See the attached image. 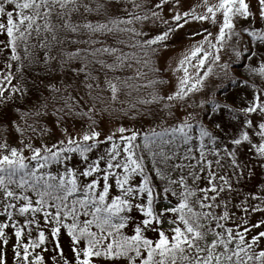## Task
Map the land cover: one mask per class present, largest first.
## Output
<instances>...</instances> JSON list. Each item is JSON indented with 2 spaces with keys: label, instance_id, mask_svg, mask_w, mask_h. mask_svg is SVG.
I'll return each instance as SVG.
<instances>
[{
  "label": "snow or ice",
  "instance_id": "obj_1",
  "mask_svg": "<svg viewBox=\"0 0 264 264\" xmlns=\"http://www.w3.org/2000/svg\"><path fill=\"white\" fill-rule=\"evenodd\" d=\"M169 6L170 20L161 16ZM183 8L184 0H0V34L6 36L0 53H10L0 73V105L26 96L23 80L13 84L11 62L23 64L21 44L24 59L32 62L29 42L35 39L45 49V65L81 60L82 67L72 70L84 73L90 91L101 84L89 64L99 65L104 73L101 90L108 91L112 101L151 87L148 98L130 101L123 111L126 117L134 113L140 120L158 121L148 129L121 125L104 134L90 115L94 108L74 113L72 98L49 86L51 104L45 98L34 110L20 114L24 126L12 120L0 130V264H8L9 232L13 264H264V230H259L264 219L251 227L247 222L235 229L226 226L235 216L229 208L232 194H240L232 177L239 180L247 167L238 159L240 149L246 147L264 167V0H200ZM193 21L210 23L216 31L194 34L203 35V40L171 69L183 73L171 93L157 87L165 83L162 79L139 83L146 73L133 69L127 54L98 39L128 34L137 38L133 47L155 53L173 32ZM157 23L165 30L150 36L145 28ZM233 40L229 61L222 63L221 53ZM65 44L87 47L66 52ZM57 48L60 54L52 55ZM101 56L111 57V63ZM210 56L225 81L250 90L239 106L218 95L188 103L205 87L212 68L202 74L200 69ZM242 58L249 63L242 65L245 74L237 76L232 65ZM125 70L134 74L122 78L119 73ZM152 71L160 73L158 68ZM60 100L62 106L55 107ZM50 106L57 126L61 114L87 117L91 123L75 134L64 127L62 138L51 146H35L31 136L26 142V134L36 133L34 124ZM225 115L227 125L210 128L206 123ZM47 131L42 129L41 135ZM14 134L20 137L16 146ZM232 207L246 215L264 213V187ZM65 235L67 254L61 244Z\"/></svg>",
  "mask_w": 264,
  "mask_h": 264
},
{
  "label": "trees",
  "instance_id": "obj_2",
  "mask_svg": "<svg viewBox=\"0 0 264 264\" xmlns=\"http://www.w3.org/2000/svg\"><path fill=\"white\" fill-rule=\"evenodd\" d=\"M139 29V25L136 26ZM75 38V37H73ZM86 36H82L81 39H86ZM98 39L101 40L103 46H114L119 51L127 54L128 57L131 58V61L133 62V69L140 68L142 72L146 73V76L139 81L141 84H147L149 80H160L163 79L162 72L160 70V73L157 74L152 71L155 67V54L162 48L163 44L159 46L157 51L155 53H152L147 50H142L140 47H133L132 45L136 44L137 38H133L129 36L128 34H119V35H112L108 37H99ZM143 39V38H139ZM6 40V36L4 34H0V41ZM123 41L124 43L121 44L118 41ZM30 48H29V55L33 57L32 62H29L27 59H24L25 53H24V45L21 44L18 53L22 57L23 64L20 62H11L14 67L12 71L15 73L16 79L13 80V84H16L20 80H23L24 84L27 88L26 96L23 98H17V100L14 103H9L7 106L0 105V130L6 129L9 125V122L12 120H18L21 126H24V120L19 119L20 114L23 112H27L29 110H34V106L39 105L42 103L45 98L49 99V102L51 104V98H50V92H49V86H55L57 88H61L62 92L61 95L63 97H71L72 99L69 101L70 105L73 106V112L75 113L76 110H79L81 112H87L88 109L94 108V112L90 113L92 116V120H94L97 124V131H101V128L99 127V119L100 117L106 116L107 112L109 113V116L112 115V118L114 120L120 121L122 120V116H118V113L120 115H124L120 112V110H125L129 106V102L133 101L136 98H141L140 94H144L145 96L143 98H148L149 92H142L146 91V88H141L138 92H134L132 96H125L120 95L119 99L116 101L111 100V95L109 97H104L102 93H100V88H94L91 91L85 86V76L84 73L77 74L72 69L73 68H80L82 67V61L81 60H73L70 62V64H65L61 66V64L58 61H51L48 65H45L43 62V53L45 49H42L37 46V41L35 39L31 40L29 42ZM97 47L101 45H96ZM85 48L87 45L80 44V45H69L65 44L63 46L64 50L66 52H74L77 48ZM60 54V48H57L55 51L52 52V55H59ZM7 55H10V53H0V73L4 72L5 68V62L7 60ZM100 58L105 59L108 63H111L112 58L107 56H101ZM91 59V58H89ZM141 61L140 64L134 63V61ZM144 60H148L147 66L143 64ZM248 60L244 58L241 63L237 65V71L235 73L240 71V75L245 74V68L242 65H247ZM19 68L20 71H16V69ZM89 69L93 70L92 75L98 77L99 81L100 78L104 79V73L102 70H100L99 65H93L89 64ZM159 69V68H158ZM133 70H125L124 72L119 73V75L123 78L125 76H131L133 75ZM111 75V73L109 74ZM2 79V77H0ZM5 87H8L10 89L11 86L4 85ZM226 86L224 89V92H222V95H225L226 92L229 91V89L236 88V86H233L232 84H229L226 82ZM159 87V85H157ZM226 88H228L226 90ZM66 89V91H64ZM216 92H219L217 90ZM134 94L136 96H134ZM220 94V93H218ZM125 97V98H124ZM109 99V100H108ZM63 104V100L57 101L55 104V107L59 108ZM123 104V106H122ZM150 107V106H149ZM125 116V115H124ZM52 119L54 121H57V116L53 114V110L50 106L48 114L43 116L38 122L34 124L37 131L36 134H40L41 130L43 128H39L40 124L42 126H45L46 123L45 120ZM150 117L146 118L149 119ZM61 120H69L74 121L82 126H84L86 129L88 127V124L91 123L87 119V117H81L80 115H71L65 117L63 114L60 116ZM130 121L128 124L130 126L127 127H134V123L141 122L139 117H136L133 113L132 116L129 117ZM214 119V118H213ZM135 121V122H134ZM28 123H33V120H29ZM41 127V126H40ZM146 129V128H144ZM148 129V128H147ZM222 132H217V135L224 136L221 134ZM16 137H19L18 134H14ZM27 136L33 137V134L31 132L26 134ZM51 146V144H48ZM242 148L240 149L238 156L241 155ZM30 155V154H29ZM78 159V157H77ZM75 162V161H74ZM73 162V163H74ZM246 181V180H245ZM236 223L232 221H228L226 226L232 227L233 229L236 228Z\"/></svg>",
  "mask_w": 264,
  "mask_h": 264
},
{
  "label": "rangeland",
  "instance_id": "obj_3",
  "mask_svg": "<svg viewBox=\"0 0 264 264\" xmlns=\"http://www.w3.org/2000/svg\"><path fill=\"white\" fill-rule=\"evenodd\" d=\"M200 0H184V8L183 10H187L189 4H198ZM212 2H215V0H212ZM197 12L203 11L202 9L197 8ZM161 16L164 19H171V8L166 7L163 12H161ZM239 27V25H238ZM204 29H208L209 31H212L215 33L216 29L213 28V26L210 23H201V22H190L189 24L185 25L182 29L179 31L173 32L168 40L165 42L166 46L163 44L162 48L155 54V67L159 68L162 72L163 79L165 83L160 84L158 88L162 89L164 93H171L176 90L177 84H178V77L182 76V72H174L171 69H174L178 66L179 60L183 59V57L189 53V50L196 44H198L201 40H203V35H194L197 32L203 33ZM165 30V26L161 23H157L156 25H148L147 28H145V31H149L150 36H155ZM245 39H248L245 37ZM235 45V40L232 41V43L228 46V50L221 53L222 55V63L229 61V58L231 56V49ZM205 49L214 53V50L209 49L208 45H204ZM260 54H264V49L260 50ZM233 60L235 58L233 57ZM244 58H242L240 61H235L232 65L231 71L235 73L237 71V65L242 62ZM258 62L257 60H254L253 63ZM249 62H247L248 64ZM207 66L203 69H200V73L202 74L204 71H207L208 67L212 68V72L209 74V76L205 80V87L192 95V99L188 101L189 104H192L193 102H199L201 99L205 98L206 96L211 95H218V98L221 101L226 100L227 103L239 106L246 95H249V91H245L240 89L239 87L231 88L228 92H226L225 95H222L221 93L224 92V89L226 86V82L223 79V72L219 66L216 64L211 63V56L209 58V61L206 62ZM189 72L193 76L196 75L195 72H193L191 66H189ZM237 76L240 75V71L235 73ZM100 84L101 88H103V82L104 79L100 78ZM219 86V88H217ZM228 88H226L227 90ZM152 89L151 87L146 88V91L142 92H150ZM219 90V92H216ZM100 93L103 94L104 97H109L110 93L108 91L100 90ZM220 93V94H218ZM134 96H136L134 94ZM141 97L145 96V93ZM125 98V97H124ZM109 100V99H108ZM123 106V104H122ZM179 111H183V108L180 107L179 104L176 106ZM120 112L123 113V110H120ZM118 116H122V120L117 121L112 118V115L109 116V113L107 112L106 116L100 117L99 119V127L102 130V133L107 134L110 131L115 130L119 126H130L129 117H126L124 115H120L118 113ZM46 123L45 126H42L41 123L39 128L47 129V134L41 135L40 134H33L32 143L35 146H40L43 143L52 144L57 143L59 139L62 138V129L64 127H67L70 132H73L75 134L76 132H80L83 130H86L84 126L81 124L69 121V120H62V123L57 126L56 121L52 119L45 120ZM158 121L152 120L150 117L146 120H141L139 123H134V127H141L143 128H149L154 126ZM206 123H209V127L212 128L216 123H222L224 125H227L228 118L225 115L223 118L220 116L214 117V119L211 120V122L206 121ZM130 128V127H129ZM227 132H231V128L226 127ZM219 132V131H217ZM224 135V133H221ZM20 137L15 136V141L13 142V145L16 146L19 142ZM103 139V135L101 137ZM25 140L27 142V137H25ZM241 155L238 156V159L242 164H246L247 167L244 168L243 175L240 176L239 180H237L236 176L232 177V183L236 188V192L240 193L237 195L236 193L232 194L231 201L229 203V208L235 213V216L233 217V222L236 224L244 225L245 222H247V226L251 227L253 223H256L262 219H264V213H252L251 215H246L239 207H232L233 205H240L241 201L244 199L245 196H247L249 193H258L262 187H264V167H261L259 163H257L256 158L247 151V148H242ZM30 153L26 152L25 155H29ZM75 163V162H74ZM231 171V169H229ZM239 169L237 170V174H239ZM250 173H252L250 175ZM246 180V181H245ZM251 203L255 204L257 202L252 201ZM230 220V221H232ZM242 230V228H241ZM259 230H264V228H261ZM9 245L7 246V255H8V264H13L12 259V245H13V239L11 238V232H9ZM61 244L64 248L65 253L67 254L69 252L68 248V238L66 235L61 238ZM52 245L49 244V253L51 252ZM49 260H50V254H49Z\"/></svg>",
  "mask_w": 264,
  "mask_h": 264
}]
</instances>
